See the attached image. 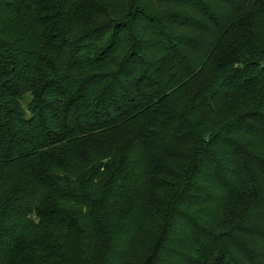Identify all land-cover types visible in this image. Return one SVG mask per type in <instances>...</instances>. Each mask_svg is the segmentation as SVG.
I'll return each mask as SVG.
<instances>
[{"label":"trees","instance_id":"16d2710c","mask_svg":"<svg viewBox=\"0 0 264 264\" xmlns=\"http://www.w3.org/2000/svg\"><path fill=\"white\" fill-rule=\"evenodd\" d=\"M112 2L0 0V264H264V0Z\"/></svg>","mask_w":264,"mask_h":264},{"label":"rangeland","instance_id":"374dc122","mask_svg":"<svg viewBox=\"0 0 264 264\" xmlns=\"http://www.w3.org/2000/svg\"><path fill=\"white\" fill-rule=\"evenodd\" d=\"M113 1L111 4V9L109 8V13L113 14L114 11L115 13H125L128 10L129 7V1L130 0H110ZM198 1V0H196ZM114 8V9H113ZM188 13V12H187ZM119 20H124L122 19L121 16L117 17ZM163 31H164V37L167 38L169 41H174L177 39L178 35L184 32V28L182 29H176L175 26L171 27L170 25H165L163 26ZM205 78H203L201 81H196L193 85V87H198L204 82ZM148 178L147 181V188L144 189V186H142V190L138 191L132 196L131 199L128 201H125L122 203V212L127 211L129 212L134 206L138 205L139 202L146 200L143 199L147 194H151L153 192H156V190H160L157 188L153 187V180H149ZM150 196L147 197L146 203L149 207L151 204V200H149ZM155 197H158L157 195H154ZM34 220H38L37 215L32 216ZM148 225L144 228V232L142 233L140 237V241L135 247L133 253L129 257L128 264H144V262L149 258L150 253H152L154 245H155V238L158 235V231H156L158 224L156 222V219H154L152 216H150Z\"/></svg>","mask_w":264,"mask_h":264}]
</instances>
